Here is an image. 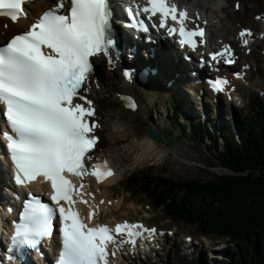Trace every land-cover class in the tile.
Segmentation results:
<instances>
[{"label":"snow or ice","instance_id":"obj_1","mask_svg":"<svg viewBox=\"0 0 264 264\" xmlns=\"http://www.w3.org/2000/svg\"><path fill=\"white\" fill-rule=\"evenodd\" d=\"M30 2L0 0V17L16 23L27 17L25 5ZM66 3L67 0H56L55 6L44 11L29 30L15 34L0 46V106L10 128V132L3 131L0 135L8 142L15 181L27 187L42 177L51 184V201L55 205L42 202L39 196L29 192L19 222L14 223L10 251L39 245L51 235L53 221L58 216L61 250L56 264H110L109 257L115 256L125 244L135 245L145 232L154 234L155 229L127 221L116 224L115 228L106 224L90 226L73 207L77 203L73 192L79 189L65 173L81 179L91 175L98 183L115 174L106 160L87 163L98 143L94 133L100 125L94 119L93 102L81 90H86L92 73L90 58L101 53L109 56L116 41L109 0H70V9H66ZM141 11L150 13L149 18L159 15L158 26L166 28L169 35H178L182 47L187 45L195 50L197 37L203 42L204 29L189 27L192 18L176 0H148ZM130 15L135 21L133 26L148 30L136 13L130 10ZM240 35L243 38L251 33ZM230 51L225 46L222 52L212 54V59L229 55ZM226 62L234 61L229 58ZM227 84L226 79L218 78L212 87L223 91ZM123 99L126 106L135 108L130 97ZM98 211L96 206L89 212L88 220Z\"/></svg>","mask_w":264,"mask_h":264},{"label":"rangeland","instance_id":"obj_2","mask_svg":"<svg viewBox=\"0 0 264 264\" xmlns=\"http://www.w3.org/2000/svg\"><path fill=\"white\" fill-rule=\"evenodd\" d=\"M233 1L237 0H221L220 4L226 5L227 3H232ZM243 2L242 4V11L235 13L233 8H229L231 12V17L228 20H225L226 22L230 23L235 29L238 25L241 26H247L251 28L258 29V26H256L255 21L253 20V16L257 14H264V0H253V4L248 2L249 0H241ZM248 5H247V4ZM254 50V49H253ZM245 61L251 63L252 66L256 63L258 66L255 67V69L251 67L250 73L251 78L249 79L251 83L259 82L261 81V76H264V45L261 47H258L257 52L254 56L251 58L244 57ZM255 62V63H254ZM100 66V72H99V78L102 80L105 85H108V88L105 87V93L103 94H97L94 96L96 99V104L98 111L101 116V123H102V116L107 118L108 115H110V118H113V111L118 107V104L116 101L119 98V95L121 94V89L127 88V86L123 85V81L121 82L120 76L117 72H110L108 68H105L104 64L102 62H99ZM156 77V76H154ZM152 76V79L154 78ZM165 76L163 75V79ZM184 84L181 81L174 82L173 88L171 90H164L163 88L160 90V93L156 95V98L154 101H151L148 96L145 99L144 103H141L143 106V109H140L142 111V115L145 114L147 116V121L150 122L153 126L155 125L157 127L156 130H162L161 127L164 129V133L155 134L157 136V141L153 139V142L156 144L152 148H150L149 153L144 156V159L137 160V157L141 155L140 146L135 145V141L133 142L132 136L128 132L121 133L115 141H112L111 138H109L106 128L103 126L104 129H102L100 136L102 137V144H104L105 148L102 149V152L109 151L111 158L113 159V162L117 164V167L120 171V176L116 180V183L112 184L109 187V199L111 200L114 198V201L111 200V202L114 204L116 201L122 202L123 205L113 213L117 218H126L130 220H143L147 222L148 225H155L159 229H167L170 228V230H174L176 232L175 236L178 237V240L181 241L182 246L179 247V250L181 253H186L184 251V245L188 246L187 244H184L182 240H187L191 236L197 240V242H201V238L197 237L195 235H192L191 231H194L189 228H185L182 226L174 227L171 223L166 219H163L164 216L159 211L153 212L149 207H147V204L144 202L145 198L141 195L139 197H130L128 194H124L122 190V183L128 175L131 173H135L137 171L149 168L151 173H154L155 175H162L168 178H171L173 180H180V181H187L195 179L199 182H205L207 180H211L214 175H222L227 174L228 172L223 170L220 165L216 162L214 159V152L210 153L209 149L204 145H211L210 141H206L205 144H201L195 139L191 138V134L189 132H184L175 127V125H171L169 122H172L173 119L169 117L170 110L168 109V99H170L171 96L174 98L175 93L172 92L176 88H179L182 90L181 87ZM248 83H243L242 86L239 88V93L242 96V99L240 103H226L224 105V113L227 115V122L233 123V122H243V116L245 115V112L247 113V99L250 95L257 94L258 97H261L262 101L264 102V96L260 95V93H256L252 90H246V88L251 89V86H246ZM157 87V86H154ZM136 88V87H135ZM147 87H138L136 88V92H149ZM146 89V90H144ZM257 92H259V88H254ZM99 91V89H97ZM145 94V93H144ZM177 94V93H176ZM146 96V94H145ZM178 96V95H177ZM187 100L190 102L192 107L185 104L184 110L182 114H186L187 112L189 115L187 116L186 120L184 122H181L185 127L189 124L188 121L191 120V118H195V108L193 107V96H187L185 95ZM113 97V99H112ZM180 97V96H179ZM183 98V97H182ZM178 101H181V98H175ZM155 102V103H154ZM145 105L147 106L146 108ZM172 106V105H170ZM173 108V107H172ZM199 110L201 107H198ZM137 109V108H136ZM205 112V108H203ZM194 110V112H193ZM176 111V109H174ZM144 112V113H143ZM128 117H135L138 118L136 111H129ZM194 116H193V115ZM244 114V115H242ZM140 115V114H139ZM149 115V117H148ZM117 117V116H116ZM139 118H142L139 116ZM144 118V116H143ZM198 118H202V116H198ZM205 114V119H206ZM146 119V118H145ZM162 119H167L165 124L162 123ZM209 119V118H207ZM152 120V122L150 121ZM216 120V123L220 122L218 118L211 119ZM143 121V120H142ZM146 121H143L144 125L140 126L135 121V128L137 133L139 134H147L148 131V137L152 133H156L158 131H152L151 129L147 128L148 123ZM149 123V124H150ZM219 124V123H218ZM162 125V126H161ZM234 125L229 124L228 126ZM226 127V126H224ZM169 128V129H166ZM135 131V132H136ZM162 132V131H161ZM121 136V137H120ZM150 138V137H149ZM212 166V167H211ZM122 183H121V181ZM120 181V183H119ZM202 213V211L200 212ZM218 223V221H217ZM182 225V224H181ZM204 243H210L209 244H203L199 245L197 249L198 257L195 260L194 256H185L186 258H190V261H194V264H219L216 260L215 261H209L207 257L209 258V254L204 255L205 250H209V246H216L221 250H217V254L215 255L214 259H217V257H228L231 253V249H229L224 242L214 241L209 238L203 239ZM235 244L233 242V248L236 250ZM168 246H172L171 244ZM203 248H201V247ZM178 247V246H176ZM190 248V246H188ZM186 249V248H185ZM188 251V249H186ZM201 250L202 254H201ZM147 257L142 258L143 261H145ZM173 258V257H169ZM181 261H187L184 257H182ZM145 259V260H144ZM151 260L153 261L154 258L151 257ZM134 261V260H132ZM164 261H162L160 264H163ZM172 261L164 262V264H170ZM137 264V263H136ZM147 264V263H145ZM154 264V263H152Z\"/></svg>","mask_w":264,"mask_h":264},{"label":"trees","instance_id":"obj_3","mask_svg":"<svg viewBox=\"0 0 264 264\" xmlns=\"http://www.w3.org/2000/svg\"><path fill=\"white\" fill-rule=\"evenodd\" d=\"M175 127L185 129L178 122ZM190 134L201 144L209 136L211 145L204 146L214 152V159L227 174L205 182L180 181L146 168L125 177L122 189L132 197L142 195L174 224L205 235L229 237L236 250L232 246L234 254L219 264H264V112L239 135L225 130L219 136L222 143L200 123L192 125Z\"/></svg>","mask_w":264,"mask_h":264},{"label":"bare ground","instance_id":"obj_4","mask_svg":"<svg viewBox=\"0 0 264 264\" xmlns=\"http://www.w3.org/2000/svg\"><path fill=\"white\" fill-rule=\"evenodd\" d=\"M51 1V0H50ZM186 3L188 2H192L194 3L195 7L197 6L198 7V10H201L202 12H206V13H210V14H214V16L212 17V19H216L218 20L214 25H208V31L209 34L211 37H213L214 39L218 40V39H227L230 31L232 30L231 27H226L225 26V23H223V21L226 19V18H221L219 15H218V12L215 9H219V7L221 6L219 4L220 0H186L185 1ZM39 6H42L41 9H44L46 8V5L43 3V2H35L33 5H31V7L33 9H37ZM220 11L222 13H225L226 14V10L224 8H221ZM205 13V14H206ZM23 23V22H22ZM12 29L13 27L10 26ZM224 27L225 30H224ZM12 29H7L8 31H11L12 33H14V31ZM5 29L2 27L0 28V32H3ZM224 31H226V33L224 34ZM1 37V36H0ZM2 38V37H1ZM3 39V38H2ZM228 42V41H226ZM136 56V54L134 55ZM161 60H164L165 64L168 65L169 64V59H165L163 58L162 56L160 57ZM95 62H97V59H94ZM158 68L161 70V64H157ZM198 69V68H196ZM237 74H239L237 76V80L236 82H234L235 80L232 79V83H231V96H232V101H237V96H238V90H237V87H238V84L243 82V81H249V75L248 73L245 71V70H242V69H239V67L237 68ZM200 70V69H198ZM156 77H154L152 79V75L150 77V80H149V84L150 86H147V90L149 92H142L143 95L145 96L146 94V97L148 96V98H150L151 101H154L155 98H156V95L160 93V90L162 88H160V82L157 80L160 78V76H157V78L155 79ZM235 78V77H234ZM251 84V83H250ZM100 85V89L98 92H96L95 90L91 93L92 96H96V94H103L105 93V87L108 88V85H105V83L102 81V80H99V84ZM252 86H255L254 84H251ZM154 86H157V87H154ZM260 88V95H263L264 96V86L259 84V85H256ZM160 90H159V88ZM144 89V90H146ZM170 90V89H168ZM130 93H134V95L136 96L137 95V92L135 91V88L134 86L132 87H127L125 89H121V95L122 94H130ZM145 93V94H144ZM192 93V90H190L188 92V94ZM113 99V97H112ZM119 99V98H118ZM118 104H120L118 102V100L116 101ZM173 103L175 104L176 103V99L173 100ZM173 103H171V107H174ZM138 110H137V116L138 118H135V117H128V112L126 110H124V106L123 104H120L118 105V107L115 109V111H113L114 115H113V118L111 119L110 118V115L107 116V118L103 117L102 116V123H103V126L106 128V132L109 136V138H111L112 141H115L116 138L121 134V133H124V132H128L131 136H132V141L135 143L136 146H140V150H141V155L139 157H137V160H142L144 159V156L147 155L149 153V150L150 148H152L154 145H156L153 140H151L147 135H148V131L146 132L147 134L144 135L143 134H139V132L137 133L136 131V128H135V121L140 125H144L143 121H146L145 118H139V116H141L142 114V111L140 109H143L142 105H141V102L138 100ZM147 106L145 105L144 108H146ZM193 107L195 108V113L194 115L197 116V113L199 111V108H198V105L194 104V100H193ZM194 112V110H193ZM224 112L222 111V114ZM140 114V115H139ZM193 115V114H192ZM193 115V116H194ZM117 116V117H116ZM221 116V112H214L213 113V119H216V118H219ZM143 120V121H142ZM167 119H162V123L165 124ZM147 122V121H146ZM150 123V122H149ZM146 123V125H148L147 128L151 129L152 131H154V129H156L157 127L156 126H153L151 123ZM166 129H169V128H166ZM136 131V132H135ZM121 137V136H120ZM118 139V138H117ZM100 155H103V156H106L108 159H109V162L110 164L114 165V169H115V175L110 178L108 181H106L105 183H103L102 185H97L95 184L93 181L91 180H84L85 182V188L91 192H94L92 193L93 195H95V199L93 200V203L95 206H99V211L97 212V218H96V221L99 220V217L101 220H104V221H108V218L107 217H111V219L109 220H112L113 222H117L118 219L114 218L112 216L113 212L116 210H118V208H120V205L122 206L123 203L122 202H119V201H116V203L114 204V206H112L111 208H108V206L106 205L107 203V200H105V196H107V190L109 188L110 185H112L113 183H115V181L119 178V176L121 175L120 174V171H119V168L117 167V164L115 162H113V159L111 158V155L109 153V151L107 152H102L100 153ZM112 162V163H111ZM9 178H10V174L8 172V175H7V169L4 167V165L0 168V185H1V188L4 190V191H8L10 190V188H5L4 189V186L8 184L9 182ZM11 180V178H10ZM2 189H0V197L2 196L3 197V192H2ZM18 198V195L16 196V199ZM108 199V197H106ZM11 200V199H10ZM15 201V200H14ZM26 200H22L21 202H19V204L17 205H14V202L12 201V206L14 205V210L16 213H18L22 206L24 205ZM100 201H104L103 204L100 203ZM3 217L0 216V227L4 226L3 224ZM133 222H135V220H133ZM99 223H103L102 221H99ZM175 239H173L174 241ZM150 243L152 242L153 243V240H150L149 241ZM177 242V241H175ZM160 241H156L155 244L152 245V248L151 250L149 251L151 253V255H143V257H137L135 261H131L132 257L130 256H125V255H120V257L113 261V264H160L163 260L164 262H167V260H165L167 257H173V258H177V257H184L186 260H189L190 258H186L184 256V254L181 253V251L179 250L178 247L176 246H168L170 245L169 242L167 244H165L166 246L163 247L164 249L163 250H156L154 252V255H153V249L154 248H158L161 244ZM142 244V243H141ZM188 245L190 246V248H192V244H189ZM194 248V247H193ZM193 248L191 249L194 257H195V260L197 259L198 257V254H197V251H194ZM185 252H186V249L184 248ZM202 254V253H201ZM186 255L187 256H190V252H186ZM148 258L143 261L142 258L144 257H147ZM151 257L154 258V260L152 261L151 260ZM169 259H172V258H169ZM183 259V258H182ZM193 260L191 262V264H194V261ZM163 262V264H164Z\"/></svg>","mask_w":264,"mask_h":264},{"label":"water","instance_id":"obj_5","mask_svg":"<svg viewBox=\"0 0 264 264\" xmlns=\"http://www.w3.org/2000/svg\"><path fill=\"white\" fill-rule=\"evenodd\" d=\"M149 137H150L151 140L154 139V141H155V140L157 141V136H156L154 133L151 134Z\"/></svg>","mask_w":264,"mask_h":264}]
</instances>
